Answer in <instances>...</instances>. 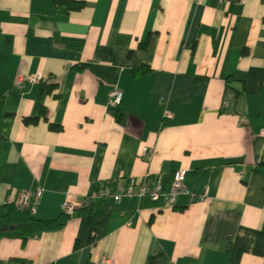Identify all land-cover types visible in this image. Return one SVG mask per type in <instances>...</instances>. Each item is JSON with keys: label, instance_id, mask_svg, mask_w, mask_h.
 I'll use <instances>...</instances> for the list:
<instances>
[{"label": "crops", "instance_id": "crops-1", "mask_svg": "<svg viewBox=\"0 0 264 264\" xmlns=\"http://www.w3.org/2000/svg\"><path fill=\"white\" fill-rule=\"evenodd\" d=\"M69 1L0 0V211L36 186L35 218L78 206L25 239L7 227L0 264H264V0ZM180 168L202 198L77 210Z\"/></svg>", "mask_w": 264, "mask_h": 264}, {"label": "built area", "instance_id": "built-area-1", "mask_svg": "<svg viewBox=\"0 0 264 264\" xmlns=\"http://www.w3.org/2000/svg\"><path fill=\"white\" fill-rule=\"evenodd\" d=\"M244 2V0H237ZM42 79L40 74L20 75L16 79V84L21 86L25 82H37ZM122 93L119 89H113L109 92V104L118 105L121 102ZM164 116L171 117L168 112ZM264 136V129L261 131ZM186 168H180L172 173L169 183L165 184L161 178H148L145 176L142 180L130 178L126 181H117L111 183L103 182L89 190L85 195L83 202L79 206L89 205L97 200H111L114 204L119 203L123 198L133 199L137 206L145 200L148 202H158L164 207H171L178 195H185L190 200L202 198L201 194L193 192L184 184ZM42 188L36 186L33 189H22L15 193H11L6 199V204H13L16 209L28 210L31 215L36 213L37 202ZM77 203L70 200H64L61 205L62 211L71 215L74 213ZM106 258H101L99 264H107Z\"/></svg>", "mask_w": 264, "mask_h": 264}, {"label": "trees", "instance_id": "trees-1", "mask_svg": "<svg viewBox=\"0 0 264 264\" xmlns=\"http://www.w3.org/2000/svg\"><path fill=\"white\" fill-rule=\"evenodd\" d=\"M65 3L73 4L72 1L63 0ZM76 4V3H75ZM78 5V3L76 4ZM150 71V68L147 66H141L133 69V75L139 76L146 72ZM33 118H26L25 121H33ZM51 129H61L59 125L50 124ZM103 201L106 200H97L91 202L89 205H84L77 210L79 214L88 212L98 215L103 213L107 209V205H103ZM9 207L6 214L1 213L0 211V235L4 232L7 227H13L19 231L24 239L28 236L35 235L44 231L54 230L62 227L69 218L67 213L63 211L55 217L49 219H38L34 215H31L28 210H19L14 207L13 204H5Z\"/></svg>", "mask_w": 264, "mask_h": 264}]
</instances>
